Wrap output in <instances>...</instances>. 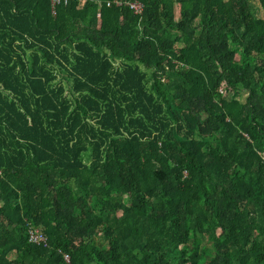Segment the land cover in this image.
I'll return each instance as SVG.
<instances>
[{"label":"trees","instance_id":"obj_1","mask_svg":"<svg viewBox=\"0 0 264 264\" xmlns=\"http://www.w3.org/2000/svg\"><path fill=\"white\" fill-rule=\"evenodd\" d=\"M108 1L0 0V264H264V0Z\"/></svg>","mask_w":264,"mask_h":264},{"label":"built area","instance_id":"obj_2","mask_svg":"<svg viewBox=\"0 0 264 264\" xmlns=\"http://www.w3.org/2000/svg\"><path fill=\"white\" fill-rule=\"evenodd\" d=\"M69 0H50L51 3V10L53 14H55V7L60 4H67ZM111 3H114L117 6H120L123 4L120 0H110L107 2V5L109 6ZM135 14H141L143 10V6L139 2H127L126 3ZM28 240L31 243L40 245L41 243L46 244V237L40 232L38 228L29 227L28 228ZM67 259V258H66Z\"/></svg>","mask_w":264,"mask_h":264},{"label":"rangeland","instance_id":"obj_3","mask_svg":"<svg viewBox=\"0 0 264 264\" xmlns=\"http://www.w3.org/2000/svg\"><path fill=\"white\" fill-rule=\"evenodd\" d=\"M253 6H254V13H255V15L257 17H264V12L260 8L259 4L256 1L253 2ZM63 83H64L65 87L67 88L68 85L66 84V82H63Z\"/></svg>","mask_w":264,"mask_h":264}]
</instances>
